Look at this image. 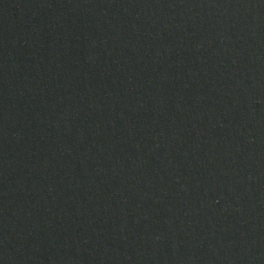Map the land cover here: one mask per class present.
Instances as JSON below:
<instances>
[{
  "label": "water",
  "instance_id": "95a60500",
  "mask_svg": "<svg viewBox=\"0 0 264 264\" xmlns=\"http://www.w3.org/2000/svg\"><path fill=\"white\" fill-rule=\"evenodd\" d=\"M0 264H264V0H0Z\"/></svg>",
  "mask_w": 264,
  "mask_h": 264
}]
</instances>
